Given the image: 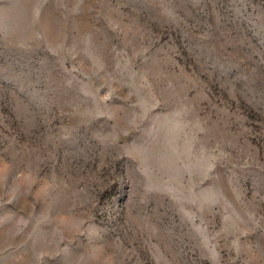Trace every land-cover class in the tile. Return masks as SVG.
Here are the masks:
<instances>
[{"label":"rangeland","instance_id":"1","mask_svg":"<svg viewBox=\"0 0 264 264\" xmlns=\"http://www.w3.org/2000/svg\"><path fill=\"white\" fill-rule=\"evenodd\" d=\"M0 264H264V0H0Z\"/></svg>","mask_w":264,"mask_h":264}]
</instances>
